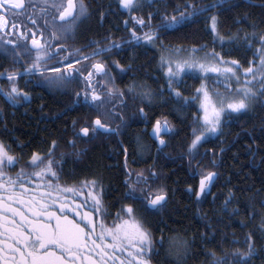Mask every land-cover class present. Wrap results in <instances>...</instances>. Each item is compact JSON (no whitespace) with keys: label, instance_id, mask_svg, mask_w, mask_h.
I'll return each mask as SVG.
<instances>
[{"label":"trees","instance_id":"trees-1","mask_svg":"<svg viewBox=\"0 0 264 264\" xmlns=\"http://www.w3.org/2000/svg\"><path fill=\"white\" fill-rule=\"evenodd\" d=\"M83 3L88 9L87 17L77 21L70 33L61 31L67 25H61L56 33L57 43L68 47L66 62L74 61L75 79L67 84L49 83L40 74L24 75L31 57L14 62L13 47H5L0 42V73L4 74L0 75V141L18 160L14 167L4 168L6 177L15 180L21 170L39 171L29 166L33 153L45 157V164L51 159L55 162L53 171L57 178L29 177L25 187L33 189L34 184L51 182L60 188H73L77 190L75 193L62 192L61 197L84 204L89 189H82V185L96 180L103 212L100 215L93 212L91 199L77 211L91 213L98 223L103 220L112 226L122 205H139V201L125 198L128 184L134 183L136 173L150 177L155 172L156 178L148 182L154 187H164L167 203L161 209L138 207V216L154 239L163 238V244H156L158 254L153 256L152 264H176L175 256L168 254L171 238L188 242L183 264H209L211 257L206 253L210 250L218 256L228 254L229 257L236 249L246 252L249 235L254 255L248 264H264V104L257 102L245 113L224 116L222 131L206 137L190 155L188 145L199 118L196 89L200 86V76L186 73L173 83V89L179 90L183 97L177 99L169 89L161 64L162 53L171 49L215 51L225 60L239 61L236 73L244 81L243 70L250 66L259 68L264 56L261 51L264 44L260 42L264 36V0H220L219 7L167 29L157 28L163 22L162 17L177 15L178 8L184 11L186 3L207 6L217 0H142L143 7L134 14L147 18L148 13H153L151 29L159 33L155 43L148 46H137L135 41L127 43L130 29L137 35L149 29L135 25L129 13L120 7L119 0H83ZM213 15L218 18L217 30L223 41L211 30ZM114 42H123L122 47L111 48ZM97 47L110 50L89 61L79 59L81 54L88 55ZM97 60L106 65L108 76L94 73L89 86L90 65ZM58 61L61 60L52 56L47 64L64 71ZM75 68L82 71L84 93H79L80 79L73 71ZM13 71L20 73L14 81L20 93L15 102L5 95L12 87L7 74ZM96 79L101 83L95 84ZM104 84L123 92L125 104L113 97L111 102L96 108L85 100V93L90 97L93 89L103 95ZM129 87L135 90L129 92ZM141 91L152 93L151 103L142 101ZM140 107L146 116L138 113ZM112 113H119L124 119L114 118ZM97 117L118 132H99L92 138L77 135L83 127L91 129ZM157 119H166L173 128L165 138L168 146L162 150H156V143L149 137V129ZM73 140L75 146L69 143ZM207 171L217 173L216 179L209 192L197 200L195 192H189L188 188L198 189V181ZM127 172H131V180H126ZM142 186L136 185L137 194ZM11 187L6 184L0 190L6 220L13 218L7 208L18 207L8 200L13 194L7 190ZM81 190L84 195H80ZM15 191H19L18 186ZM226 201L230 202L226 204ZM66 214L80 222L75 214ZM8 227L4 225L5 229ZM6 255L12 254L6 249Z\"/></svg>","mask_w":264,"mask_h":264},{"label":"snow or ice","instance_id":"snow-or-ice-1","mask_svg":"<svg viewBox=\"0 0 264 264\" xmlns=\"http://www.w3.org/2000/svg\"><path fill=\"white\" fill-rule=\"evenodd\" d=\"M27 3H31V0H27ZM119 5L129 13L130 20L135 25L140 28L147 27L149 29V31L142 35H137L135 30L130 29V40L127 43L135 41L137 46L141 44L145 46L153 45L159 36L158 32L151 29L153 13H148L147 18L134 14L138 9L143 7L142 0H119ZM219 6L220 0H217L215 4L207 6L186 3L184 5V11H179L178 8L177 15L162 17L163 22L157 25V28L167 29L174 25L183 24L190 18L201 15ZM25 7L26 0H0V9L15 10L23 13ZM49 8L55 9L52 21L54 24L67 25L61 29L65 34L73 31L75 23L81 18H86L88 15V9L83 3V0H79L78 4L75 0H67L66 5L55 2L48 5L46 0L45 7L41 10L42 14L46 15ZM103 15L104 13L101 12V17ZM211 19L213 22L212 31L223 41L224 38L219 36L217 30V16L213 15ZM69 21L73 23L70 24ZM5 23V15L0 14V28L4 27ZM32 23L36 25L37 21L32 20ZM124 23L127 25L129 21L126 20ZM45 26H47V21H45ZM52 35L53 38H56L55 32ZM21 37L24 41L23 43H17L16 41H8L7 43L13 45L11 54L14 57V62L19 63L23 57H31L32 62L24 69V75L40 74L49 83L58 84H67L72 79H75L72 71H69L72 69V64H68L66 59L58 61V63L64 65V71L61 68L47 64V61L51 60L52 56L56 54L49 50L47 42L41 43V40L36 37V34L32 33V38L29 43L27 31L22 33ZM245 38L247 39V37ZM231 40L232 38H229V42ZM260 42L264 44V36L260 37ZM122 43L114 42L110 47L120 48L122 47ZM64 50L63 47L58 45V52H63ZM109 50L110 48L97 47L88 55L81 54L79 59L89 61L93 57H100ZM192 51L196 52L199 49L194 48ZM261 51H264V49H261ZM209 56L216 63L206 62V58ZM75 62L79 63V60ZM161 64L162 66L165 64L163 59ZM166 64L169 89H173V83L186 70H199L202 73L212 72L221 74L224 75L226 80L234 78L238 85L241 84L240 78L236 73V69L240 67L239 61L225 60L220 53L215 51L206 53L205 59L197 60L193 58L175 61L170 59ZM90 68L91 70L87 76L89 86L94 73L108 76V69L102 61L97 60L90 65ZM121 70L123 71V69ZM73 71L79 72L78 69H74ZM19 74L15 71L7 74V79L12 84V87L5 95L13 102L20 95L14 83L15 77ZM0 75L4 74L0 73ZM243 75L246 77L243 81V87H237L234 90V94L230 91L228 96L218 101V106L217 102H213L212 96L209 95L205 86L202 85L201 88L197 89V94H202L200 109L203 115L199 117L202 121L199 135L196 134L197 130L193 129L194 138L188 145L190 155L198 149L206 137L222 131L224 116H231L233 113H245L257 102L264 104V99H262L264 98V56L261 57L259 68L250 66L243 70ZM248 77H251V79H248ZM111 79L109 77V80ZM256 85H259V87H256ZM102 87L106 89L103 95L97 94L94 89L90 97L85 93V100L93 107L99 108L105 103L111 102L113 97L119 98L122 105L125 104L123 100L124 93L119 89L109 87L107 84L102 85ZM134 90V87H129L128 89L129 92ZM173 92L177 99L183 98L179 90L173 89ZM24 95L26 98V94ZM139 95L142 97V101L146 99L151 103L152 93L150 91H141ZM216 95L219 96L220 94L216 93ZM137 111L141 116H146L143 107L138 108ZM112 115L114 118L120 116L121 120L124 119L119 113H112ZM101 131L105 133H117L118 129L102 123L97 118L92 123L91 129L89 127H83L77 135L92 138V136H95ZM162 132L171 133L173 132V128L166 119L163 122L157 119L152 126L151 135L156 139L157 146L161 150L168 146V141L161 135ZM69 143L75 146L74 140L69 141ZM49 156H51V150L49 151ZM44 161L45 157L33 153L29 166L39 168V171L29 173L21 170L20 173H17L15 180L11 177H6L4 168L6 166L14 167L18 160L17 157L9 153L8 146L3 141H0V190H4L6 184L11 185L12 187L7 190L13 194L8 197V200L18 204V207L7 208L8 213L13 218L6 220L3 214L5 208L3 197H0V264H152L153 256L158 254L156 244H163V238L159 241L154 239L151 231L144 226L143 219L138 216V207H142L145 210L161 209L167 203L168 194L164 187H154L148 182L150 178H156L157 173L151 172L150 177L144 176L142 172L136 173L134 183L128 184L125 198L139 201V205H122L117 212L116 220L113 221L112 226H107L103 220L98 223L91 213L84 212L81 214L77 211L85 207L88 199H91L93 212L97 215L103 212L102 201L96 189V180L88 181L82 185V189H89L84 204L61 197L60 193L62 192L75 193L77 190L73 188H60L59 185H54L51 182L34 184L33 189L25 187V184L29 182V177H32L34 180H43L48 175L57 178V173L53 171V164L55 162L48 159V162L45 164ZM41 165L43 167H40ZM125 166L127 167V164ZM216 176L217 173L207 171L206 174L201 176L198 189H193L189 186L188 191H194L197 200H199L203 195L207 194L210 184ZM131 177V172H127L126 180H131ZM136 185H143L139 188V194H137ZM17 186L19 187L18 192L15 191ZM33 192L34 194H30ZM80 195H84L82 190L80 191ZM229 202L226 201V204ZM66 213L75 214V216L80 218V222H77L76 219L71 218ZM104 214L107 215V213ZM5 224L9 225L7 229L4 228ZM247 239L248 250L242 252L236 249L233 251L231 257L228 254L218 256L215 251L210 250L206 253L211 257L209 264H248V260L254 255V249L252 247L251 235ZM6 249L7 252L12 254L11 256L6 255ZM187 251V241H181L176 238L169 239L168 254L175 256L176 264H183V259Z\"/></svg>","mask_w":264,"mask_h":264},{"label":"flooded vegetation","instance_id":"flooded-vegetation-1","mask_svg":"<svg viewBox=\"0 0 264 264\" xmlns=\"http://www.w3.org/2000/svg\"><path fill=\"white\" fill-rule=\"evenodd\" d=\"M53 2L57 4L64 3L66 5L67 0H47L48 5H51ZM45 3L46 0H31V3H27L26 0V7L23 13H20L15 10H7V9H4L5 10L4 13L0 11V14L5 15V21H6L5 26L0 28V42L3 45H10L12 47L13 45L8 44L7 43L8 41H16L17 43H23L24 41L21 37V34L27 31L28 32L27 39L28 42L30 43V40L32 38V33H35L36 37L41 40V43L47 42L49 46V50L53 53H56L55 55H53V57L59 58L60 60H65L67 59L66 57L68 56V47L64 43L62 44L57 43L56 38H53L52 35L53 32L57 33V30L61 27V24L58 23L54 24L52 22L53 15L55 14V9L49 8L46 15L42 14L41 10L45 7ZM32 20H36L37 24L33 25ZM45 21H47V26H45ZM58 45L60 47H63L65 50L63 52H58L57 51ZM67 63L70 64L72 62L70 61ZM72 69H70L69 71H72ZM77 74H78V78L80 79L79 93H84L83 90L84 79H83L82 71L79 70ZM94 82L95 84L98 82L101 83L99 79L94 80ZM154 142L156 143L155 149L159 150L157 146V142L156 141Z\"/></svg>","mask_w":264,"mask_h":264},{"label":"rangeland","instance_id":"rangeland-1","mask_svg":"<svg viewBox=\"0 0 264 264\" xmlns=\"http://www.w3.org/2000/svg\"><path fill=\"white\" fill-rule=\"evenodd\" d=\"M211 30H212V27H211ZM181 51H183V52H179L177 49H171V51L169 50V51L162 53L161 61H162V59H163V61H165V64L163 66V74L165 75L166 78H167V75H166L167 64H166V62L168 60L171 59V60L175 61V60L193 59V58L197 59V60H201V59H205L206 53H211V52H207L204 50L203 51H196V52H193L192 50H190V51L188 50L186 52H184L185 50H181ZM206 62L216 63L215 61L212 60V58L210 56L206 58ZM221 67H223V65H221ZM186 73H192V74L196 73L200 76V80H199L200 86L198 88H201L202 85L205 86L209 92V95L212 96L213 102H217V106H218V101L220 99H222L223 97L228 96L230 91L234 94V90L237 87H243V80L241 78H240L241 84L238 85L234 78L230 79V80H226L224 75L212 73V72L202 73L199 70H196V71L186 70L185 72H182L181 77L178 78L177 81H175L174 83L180 81L182 76ZM237 75L239 76L238 73H237ZM174 89H176V88H174ZM197 89H196V107L198 109L197 117H201L203 115V112L200 109V100H201L202 94L198 95ZM216 93H219L220 95L217 96ZM225 102H227V101H225ZM201 124H202V121L198 118L197 125L195 128L197 130L196 131L197 135H199V132L201 130ZM193 138H194V136L192 137V139Z\"/></svg>","mask_w":264,"mask_h":264},{"label":"water","instance_id":"water-1","mask_svg":"<svg viewBox=\"0 0 264 264\" xmlns=\"http://www.w3.org/2000/svg\"><path fill=\"white\" fill-rule=\"evenodd\" d=\"M0 11H2L3 13L5 12V10L4 9H0ZM98 118V117H97ZM97 118H95L92 122H94ZM103 123V122H102ZM110 126V125H109ZM111 127V126H110ZM112 128H115V127H112ZM101 132H103V131H101ZM103 133H105V132H103ZM151 133H152V128L150 129V131H149V137H150V139L153 141H156V139L151 135ZM105 134H109V133H105ZM166 134H168V133H161V135L163 136V135H166ZM164 138V137H163ZM157 142V141H156ZM215 179H216V177H215ZM214 179V180H215ZM200 180V179H199ZM213 180V181H214ZM213 181H212V183L210 184V187H209V190H210V188H211V186H212V184H213ZM199 182V181H198ZM198 187H199V184H198ZM209 190H208V192H209ZM207 192V193H208Z\"/></svg>","mask_w":264,"mask_h":264}]
</instances>
